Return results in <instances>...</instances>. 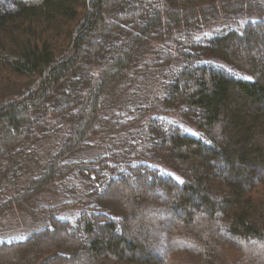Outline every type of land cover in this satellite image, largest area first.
<instances>
[{"label": "trees", "instance_id": "obj_1", "mask_svg": "<svg viewBox=\"0 0 264 264\" xmlns=\"http://www.w3.org/2000/svg\"><path fill=\"white\" fill-rule=\"evenodd\" d=\"M51 137L0 264H264V0H0V176Z\"/></svg>", "mask_w": 264, "mask_h": 264}, {"label": "rangeland", "instance_id": "obj_2", "mask_svg": "<svg viewBox=\"0 0 264 264\" xmlns=\"http://www.w3.org/2000/svg\"><path fill=\"white\" fill-rule=\"evenodd\" d=\"M153 72L155 71H148ZM135 85H138L137 92L135 95L129 99V105L132 109H134L137 105L140 107H144L147 101L150 100L152 93L156 92V87H158L156 82L150 80V78H146V73L141 70L138 72V77L134 81ZM139 108V111H142ZM120 107L115 105L113 111L115 113H119ZM107 130L112 131V133L104 135L105 138L101 140V144H96L92 148V152L86 153V157H93L95 154L103 152L104 147H111V148H122L123 146L128 148L131 141L139 140L140 141V130L132 131L126 128H118V130H112L109 128ZM120 133V135H118ZM61 136H58V140ZM56 144V139L51 137L50 139L43 140L37 149V153L39 154L38 159L41 161L35 162L34 160L38 159H31L29 162L22 163V169H18V174L15 176V182L11 183L12 179L11 172H13L16 168V164L13 166L10 165H3L1 170L6 172V176H0V235H13L17 232H27L32 231L38 227V221L32 219L27 209H37L38 205H54L56 203H60L61 201L65 200L64 196H54L51 193H36L32 194L28 197L27 201H23L22 197H18L19 194L27 190L30 184L31 178H33L39 169V166L42 161L45 159L46 155L48 154V150H53ZM142 144L138 142V149L135 147L132 148L135 154H139V157H142ZM35 152V153H36ZM133 152V151H131ZM85 157V154L83 155ZM21 164V162L19 163ZM18 164V165H19ZM21 199L22 201H18ZM74 200V199H73ZM76 201V200H75ZM36 230V229H35ZM161 240L163 238L160 237ZM159 253L161 252L158 251Z\"/></svg>", "mask_w": 264, "mask_h": 264}]
</instances>
